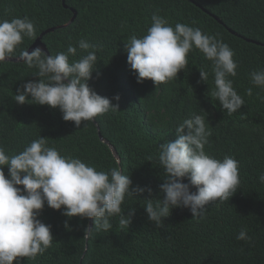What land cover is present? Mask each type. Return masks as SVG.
I'll return each instance as SVG.
<instances>
[{
	"label": "trees",
	"instance_id": "trees-1",
	"mask_svg": "<svg viewBox=\"0 0 264 264\" xmlns=\"http://www.w3.org/2000/svg\"><path fill=\"white\" fill-rule=\"evenodd\" d=\"M157 10L169 25L198 27L233 49L238 68L229 79L244 100L240 110L228 115L211 95L212 62L197 49L172 81L137 82L125 44L146 34ZM23 17L34 21L36 35L24 38L13 58L44 34L50 55L71 44L77 55L70 61L78 60L87 54L78 46L83 39L97 48L89 86L118 103L119 110L77 128L63 120L58 108L15 102L18 89L40 78L23 62H0V147L14 155L41 135L62 155L98 171L117 167L131 177L133 189L148 187L152 192L126 197L124 214L135 210L128 227L121 228L119 217H113L110 230L93 232L88 239L83 237L89 219L68 218L45 204L39 219L50 226L52 244L34 260L20 258L18 264H264V183L259 181L264 174V90L250 82V73L264 68V0H0V20ZM199 70L209 74L207 81ZM248 88L253 95L246 94ZM193 114L203 116L211 132L206 153L238 161L240 184L228 200L210 203L204 217L174 208L158 228L143 206L145 199L163 198L160 185L166 174L157 161L159 146L174 141L175 128ZM100 136L113 145L120 163ZM4 172L7 176V167ZM242 228L251 243L236 239Z\"/></svg>",
	"mask_w": 264,
	"mask_h": 264
},
{
	"label": "clouds",
	"instance_id": "clouds-1",
	"mask_svg": "<svg viewBox=\"0 0 264 264\" xmlns=\"http://www.w3.org/2000/svg\"><path fill=\"white\" fill-rule=\"evenodd\" d=\"M151 21L145 35L133 36L125 44L127 61L138 83L146 79L156 85L172 81L186 67L189 53L197 49L212 62L215 87L211 95L228 115L242 108L244 100L229 79L237 75L238 63L227 43L188 24L177 22L173 27L158 10ZM35 35V23L28 17L0 20V62L13 58L24 38ZM78 46L87 54L71 61L70 57L77 55V47L71 44L55 55H48L39 47L31 52L21 51L17 59L36 69L35 76L40 79L26 82L18 89L15 102L58 108L63 120L74 122L77 128L98 116L118 111V103L113 104L89 86L98 59L96 46L83 39ZM199 71L201 79L207 81L209 74ZM250 76L251 84L264 90V68L253 70ZM246 94L253 95L252 88ZM174 132L176 139L160 144L157 153V161L166 174L160 185L163 198L155 202L144 200L148 219L158 228L163 227L164 218L174 208H187L193 218L204 217L210 203L228 200L240 184L238 161L231 156L221 160L206 153L211 132L203 116L193 114ZM185 179L189 183H184ZM259 181L264 183V174L259 175ZM145 192L151 194L152 189H133L131 177L119 168L98 171L79 158L62 155L55 147H49L48 138L41 135L14 155L0 147V264H18L20 258L34 260L51 246V228L39 219L45 204L63 210L68 218L94 221V228H84L83 238L88 239L93 232L110 230L113 217H119L121 228L128 227L135 210L125 215L122 205L126 197ZM65 227H69L67 222ZM236 239L252 242L246 228L240 230Z\"/></svg>",
	"mask_w": 264,
	"mask_h": 264
},
{
	"label": "water",
	"instance_id": "water-1",
	"mask_svg": "<svg viewBox=\"0 0 264 264\" xmlns=\"http://www.w3.org/2000/svg\"><path fill=\"white\" fill-rule=\"evenodd\" d=\"M63 3H65V0H63ZM75 16H76V14H75ZM75 16H74V18H75ZM74 18L69 22V24L72 23V22L74 21ZM216 19H217V18H216ZM217 20H218V19H217ZM218 21L221 22L220 20H218ZM66 26H67V25H66ZM53 30H54V28L51 29V31H53ZM47 32H49V31H47ZM43 35H44V34H42V35H41V36L35 41V43H34V44L28 49V51L31 52L33 49L39 47V48H41L42 50H44L48 55H50L49 52H48V50H47V48H46V46H45V44L42 42V37H43ZM9 60H10V61H13V62H21V61H19L17 58H11V59H9ZM7 61H8V60H7ZM100 139H101L102 141H104L105 143L108 144V146L110 147V149H111L113 155L115 156V158L117 159V161L120 163V158H119V156H118V154H117L115 148L113 147V145H111L109 142H107L106 140H104L102 136H100ZM89 226H92V227H93V221H92V220H89Z\"/></svg>",
	"mask_w": 264,
	"mask_h": 264
}]
</instances>
